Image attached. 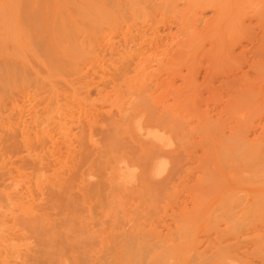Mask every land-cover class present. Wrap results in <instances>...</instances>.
<instances>
[{"label": "rangeland", "instance_id": "obj_1", "mask_svg": "<svg viewBox=\"0 0 264 264\" xmlns=\"http://www.w3.org/2000/svg\"><path fill=\"white\" fill-rule=\"evenodd\" d=\"M232 1L206 33L189 0H0V264H264V0Z\"/></svg>", "mask_w": 264, "mask_h": 264}, {"label": "bare ground", "instance_id": "obj_2", "mask_svg": "<svg viewBox=\"0 0 264 264\" xmlns=\"http://www.w3.org/2000/svg\"><path fill=\"white\" fill-rule=\"evenodd\" d=\"M168 1H169V0H168ZM189 1H190V3H188V4L190 5V7H194L195 10L198 9L199 7H200L201 9H202V8H203V9H207V8L209 9V8H210V11H211V9H213L214 12L217 14V15H215L216 17L214 16V17L216 18V20H213L214 17H212L213 19H212L211 21H213V22L209 21V22L205 23V26H206L207 30L205 29L206 31L204 30V31H202V32H206V33H209L208 30H210V31H211V30H217V32H218L219 30L217 29V27H219V26L222 24V22H223L222 20H223L224 13H227V14H228L229 11L226 12V10H230V8L232 7V6L230 5V3H231L230 1H232V0L229 1L230 3L227 2L226 4H225L226 0H225V2H224V0H221L223 3H221L220 0H189ZM218 1H219V2H218ZM233 1H235V0H233ZM233 1H232V2H233ZM140 3H141V2H140ZM171 3H172V2H171ZM178 3H179V1H178ZM247 3H248V2H247ZM222 4H224L227 8H226L224 5H222ZM228 4H229V8H228ZM231 4L233 5L234 3H231ZM241 4H242V3H241ZM171 5H172V4H171ZM173 5H174V4H173ZM181 5H182V4H181ZM235 5H236V4H235ZM223 6H224V7H223ZM179 7H181V6H179ZM185 7H186V6H185ZM175 8H176V7H175ZM188 8H189V6H188ZM225 8H226V10H225ZM171 9H172V8H171ZM177 9H178V8H177ZM257 9H259V8H257ZM114 10H115V9H114ZM173 10H174V9H173ZM182 10H184V8H183ZM190 10H191V8H190ZM193 10H194V9H193ZM180 11H181V10H180ZM199 11H200V10H199ZM199 11H198V12H199ZM203 11H204V10H203ZM171 12H172V11H171ZM174 12H175V11H174ZM183 12H184V11H183ZM192 12H193V11H192ZM196 12H197V11H196ZM198 12H197V13H198ZM212 12H213V11H212ZM246 12H247V11H246ZM10 13H11V12H10ZM175 13H176V12H175ZM181 13H182V11H181ZM184 13L186 14L187 12H184ZM200 13H201V12H200ZM202 13H203V12H202ZM254 13H255V12H254ZM256 13H257V12H256ZM162 14H163V12H162ZM165 14H166V13H165ZM177 14H178V13H177ZM188 14H189V13H188ZM190 14H191V13H190ZM190 14H189V15H190ZM192 14H193V13H192ZM198 14H199V13H198ZM227 14H225V16H224V21L227 19ZM262 14H263V13H262ZM179 15H180V17H182L181 14H179ZM183 15H184V14H183ZM186 15H187V14H186ZM201 15H202V14H201ZM167 16H168V14H167ZM173 16H174V15H173ZM177 16H178V15H177ZM177 16H176V17H177ZM191 16H192V15H191ZM191 16H190V17H191ZM203 16H204V15H203ZM2 17H4V16H2ZM186 17H188V16H186ZM190 17H189V18H190ZM225 17H226V18H225ZM174 18H175V17H174ZM183 18H184V17H183ZM251 18H252V17H251ZM262 18H263V17H262ZM181 19H182V18H181ZM186 19H187V18H186ZM199 19H200V18H198V20H199ZM196 20H197V19H196ZM198 20H197V21H198ZM209 20H210V19H209ZM66 21H67V20H66ZM161 21H162V20H161ZM179 21H180V20H179ZM181 21H182V20H181ZM187 21H188V20H187ZM194 21H195V20H194ZM197 21H196V22H197ZM204 21H205V20H204ZM244 21H245V20H244ZM153 22H154V21H153ZM162 22H163V21H162ZM198 22H199V21H198ZM200 22H201V21H200ZM263 22H264V21H263ZM13 23H14V22H13ZM70 23H71V22H70ZM156 23H157V22H156ZM156 23H154V24H156ZM185 23H186V20H185V22H184V25H185ZM261 23H262V22H261ZM1 24H2V23H1ZM191 24H192V22H191ZM203 24H204V23H203ZM203 24H201V25H203ZM262 24H263V23H262ZM58 25H59V24H58ZM194 25H195V24H194ZM236 25H237V24H236ZM66 26H68V25H66ZM179 26H180V25H179ZM191 26H192V25H191ZM225 26H227V25H225ZM73 27H74V26H73ZM195 27H196V26H195ZM238 27H239V26H238ZM182 28L184 29V27H181V29H182ZM240 28H241V27H240ZM60 29H61V28H60ZM67 29H68V28H67ZM154 29H155V28H154ZM192 29H193V30H192L193 35H192V34H191V35H192V37L194 38V35H195V34L197 35V33H198V31H197L198 28L196 29V28L192 27ZM221 29H222V28H221ZM234 29L236 30L237 27H234ZM243 29H244V28H243ZM50 30H51V29H50ZM185 30H186V29H185ZM185 30H183V31H185ZM188 30H189V29H188ZM198 30H199V29H198ZM200 30H201V29H200ZM200 30H199V31H200ZM51 31H52V30H51ZM67 31L69 32V30H67ZM180 31H181V30H180ZM183 31H182V34H183ZM64 32H65V31H64ZM185 32H186V31H185ZM190 32H191V31H190ZM194 32H197V33L194 34ZM69 33H70V32H69ZM71 33H72V32H71ZM176 33H177V32H176ZM188 33H189V32H188ZM199 33H200V32H199ZM215 33H216V32H215ZM235 33H236V32H235ZM184 34H185V33H184ZM184 34H183V35H184ZM238 34H239V33H238ZM238 34H237V35H238ZM176 35H177V34H176ZM196 35H195V37H196ZM198 35H199V34H198ZM198 35H197V37H199ZM204 35H205V34H204ZM208 35H209V34H208ZM220 35H221V33H220ZM228 35H229V34H228ZM61 36H62V35H61ZM186 36H187V35H186ZM186 36H185V38H187ZM188 36H189V35H188ZM217 36H218V35H217ZM183 37H184V36H183ZM192 37H191V39H193ZM197 37H196V38H197ZM207 37H208V36H207ZM12 38H13V37H12ZM211 38H212V37H211ZM211 38H210V39H211ZM213 38H214V37H213ZM215 38H216V37H215ZM141 39H142V38H141ZM187 39H188V38H187ZM228 39H229V38H228ZM14 40H15V39H14ZM64 40H65V39H64ZM174 40H175V37H174ZM180 40H181V39H180ZM189 40H190V39H189ZM195 40H196V39H195ZM197 40H198V39H197ZM193 41H194V40H193ZM193 41H192V42H193ZM206 41H207V40H206ZM216 41H217V40H216ZM216 41H213V43L215 44ZM3 42H4V41H3ZM201 42H202V41H201ZM176 43H177V42H176ZM180 43H181V42H180ZM182 43H183V44H181V45H184V44H185L184 41H183ZM186 43H188V42H186ZM190 43H191V42H190ZM197 43H198V42H197ZM197 43H196V44H197ZM178 44H179V41H178ZM191 44H192V43H191ZM227 44H228V43H227ZM227 44H226V45H227ZM17 45H18V42H17ZM19 45H20V44H19ZM186 45H187V44H186ZM189 45H190V44H189ZM197 45H198V44H197ZM197 45H196V46H197ZM199 45H200V44H199ZM211 45H212V44H211ZM178 46L180 47V45H178ZM184 46H185V45H184ZM187 47H188V46H187ZM176 48H177V47H176ZM180 48H181V47H180ZM185 48H186V47H185ZM185 48H184V49H185ZM195 48H197V47H195ZM202 48H203V47H202ZM190 49H191V45H190ZM193 49H194V46H193ZM193 49H192V50H193ZM197 49H198V48H197ZM181 50H182V49H181ZM181 50H180V51H181ZM170 51H171V50H170ZM183 51H185V50H183ZM209 51H210V50H209ZM226 51H227V50H226ZM80 52H81V51H80ZM15 53H16V52H15ZM170 53H171V52H170ZM181 53H182V52H181ZM26 55H27V54H26ZM173 55L176 56L175 54H173ZM184 55H185V53H184ZM127 56H128V55H127ZM151 57H152V56H151ZM158 57H159V56H158ZM166 57H167V56H166ZM39 58H40V57H39ZM146 58H147V57H146ZM152 58H153V57H152ZM173 58H174V57H173ZM184 58H185V57H184ZM184 58H183V59H184ZM7 59H8V58H7ZM7 59H6V60H7ZM41 59H42V58H41ZM162 59H163V57H162ZM165 59H166V58H165ZM171 59H172V58H171ZM176 59H177V58H176ZM199 59H200V58H199ZM130 60H131V59H130ZM133 60H134V59H133ZM137 60H138V59H137ZM158 60H159V59H158ZM173 60H175V58H174ZM177 60H180V59H177ZM177 60H176V61H177ZM126 61H127V60H126ZM146 61H147V60H146ZM161 61H163V60H161ZM26 62H27V61H26ZM52 62H53V61H52ZM129 62H130V61H129ZM144 62H145V61H144ZM163 62H164V61H163ZM178 62H179V61H178ZM180 62H181V61H180ZM146 63H147V62H146ZM146 63H145V64H146ZM151 63H152V62H151ZM155 64H156V62H155ZM157 64H158V62H157ZM160 64H161V62H160ZM160 64H159L160 68L163 67V66H162L163 64H162V65H160ZM164 64H165V63H164ZM168 64H169V63H168ZM172 64H174V63H172ZM52 65H53V64H52ZM131 65H132V64H131ZM142 65H143V64H142ZM142 65H141V68H142ZM152 65H153V64H152ZM169 65H170V64H169ZM144 66H145V65H144ZM157 66H158V65H157ZM159 66H158V67H159ZM167 66H168V65H167ZM185 66H186V65H185ZM9 67H10V66H9ZM58 67H59V66H58ZM164 67H166V66H164ZM175 67H176V66H175ZM177 67H179V66H177ZM139 68H140V67H139ZM139 68H138V71H139ZM144 68H145V67H144ZM167 68H168V67H167ZM142 69H143V68H142ZM142 69H140V72L142 71V73H144V72H145V71H144L145 69H143V70H142ZM179 69L181 70V68H179ZM55 70H56V69H55ZM146 70H147V69H146ZM180 70H179V71H180ZM17 71H18V70H17ZM56 71H57V70H56ZM160 71H162V70H159L158 72H160ZM4 72H5V71H4ZM28 72H29V71H28ZM104 72H105V71H104ZM140 72H139V73H140ZM155 72H156V71H155ZM136 73H137V72H136ZM145 73H147V72H145ZM149 73H150V72H149ZM132 74H133V72H132ZM137 74H138V73H137ZM147 74H148V73H147ZM147 74H146V75H147ZM162 74H163V73H162ZM138 75H139V74H138ZM138 75H137V76H138ZM146 75H145L144 77H139V78H138V77H137V78L135 77L136 79L134 80V81H136V82H134V83H137V81H138V83L135 84V86L138 85V86H139V87L137 86V87H138V90L141 91V92H144V91H146V89H147V84H148L147 81H148V80H147V78H146ZM57 76H58V75H57ZM147 76H148V75H147ZM150 76H151V75H150ZM158 76H160V74H159ZM176 76H177V75H176ZM36 77H37V76H36ZM153 77H154V76H153ZM179 77H180V76H179ZM61 78H62V77H61ZM151 78H152V76H151ZM155 78H156V76H155ZM164 78H165V77H164ZM116 79H117V78H116ZM121 79H122V78H121ZM121 79H120V80H121ZM133 79H134V78H133ZM180 79H181V78H180ZM193 79H194V78H193ZM43 80H44V79H43ZM125 80H126V79H125ZM176 80H177V78H176ZM157 81H159V80H157ZM160 81H161V80H160ZM167 81H168V80H167ZM189 81H190V80H189ZM119 82H120V81H119ZM119 82H118V83H119ZM122 82H123V81H122ZM124 82H125V81H124ZM131 82H132V81H131ZM168 82H169V81H168ZM187 82H188V81H186V83H187ZM192 82H193V81H192ZM150 83H151V82H150ZM250 83H251V82H250ZM123 84H124V83H123ZM126 84H127V82H126ZM127 85H128V84H127ZM127 85H125V86H127ZM170 85L172 86V84H170ZM184 85H185V84H184ZM157 86H158V85H157ZM164 86H165V85H164ZM173 86H174V85H173ZM175 86H176V85H175ZM192 86H193V85H192ZM137 87H135V88L137 89ZM166 87H167V86H166ZM184 87H186V86H184ZM187 87H190V86L187 85ZM187 87H186V89H187ZM135 88H134V90H135ZM152 88H153V86H152ZM154 88H155V87H154ZM172 88H173V87H172ZM190 88H191V87H190ZM157 89H158V87H157ZM165 89H166V88H165ZM191 89H192V88H191ZM138 90H137V91H138ZM187 90H189V88H188ZM257 90H258V89H257ZM137 91L135 90V92H137ZM153 91H154V90H153ZM165 91H167V90H165ZM172 91H173V90H172ZM174 91H175V90H174ZM178 91H179V90H178ZM183 91H185V90H183ZM194 91H195V90H194ZM110 94H111V93H110ZM189 94H190V93H189ZM111 95H112V94H111ZM153 95H154V94H153ZM159 95H160V94H159ZM164 95H165V94H164ZM116 96H117V95H116ZM133 96H134V94H133ZM162 96H163V94H162ZM190 96H191V95H190ZM104 97H105V96H104ZM114 97H115V96H114ZM120 97H121V96H120ZM135 97H136V96H135ZM135 97H134V98H135ZM152 97H153V96H152ZM154 97H155V96H154ZM78 98H79V97H78ZM80 98H81V97H80ZM99 98H100V97H99ZM109 98H110V97H109ZM111 98H112V97H111ZM130 98H131V97H130ZM95 99H96V98H95ZM100 99H101V98H100ZM119 99H120V98H119ZM122 99H123V98H122ZM101 100H102V99H101ZM112 100H113V99H112ZM115 100H116V98H115ZM115 100H114V101H115ZM151 100H153V99H151ZM83 101H84V100H83ZM132 101H133V100H132ZM136 101H137V100H136ZM89 102H90V101H89ZM100 102H101V101H100ZM100 102H99V103H100ZM108 102H109V101H108ZM108 102H107V103H108ZM110 102H111V100H110ZM122 102H123V101H122ZM122 102H121V103H122ZM162 102H163V101H162ZM93 103H94V102H93ZM150 103H152V101H151ZM30 104H31V103H30ZM111 104H112V103H111ZM154 104H155V103H154ZM158 104H159V103H158ZM175 104H176V103H175ZM175 104H174V105H175ZM103 105H104V104H103ZM107 105H110V104H107ZM116 105H117V104H116ZM137 105H138V102H137ZM146 105H147V104H146ZM146 105H145V106H146ZM172 105H173V104H172ZM182 105H183V104H182ZM51 106H52V105H51ZM121 106H122V105H121ZM152 106H153V105H152ZM169 106H170V105H169ZM180 106H181V105H180ZM109 107H110V106H109ZM115 107H116V106H115ZM148 107H150V106H148ZM148 107H147V108H148ZM155 107H156V105H155ZM56 108H57V107H56ZM111 108H112V106H111ZM127 108H128V107H127ZM138 108H140V107H138ZM180 108H181V107H180ZM142 109H143V108H142ZM144 109H146V108H144ZM148 109H149V108H148ZM164 109H165V108H164ZM174 109H176V108H174ZM138 110H139V109H138ZM140 110H141V109H140ZM184 110H185V109H184ZM119 111H120V110H119ZM165 111H166V110H165ZM136 112L138 113V111H136ZM184 113H185V111H184ZM184 113H183V114H184ZM64 114H65V113H64ZM175 114H176V113H175ZM127 115H128V114H127ZM141 116H142V115H141ZM143 116H144V115H143ZM127 117H128V116H127ZM124 118H125V117H124ZM129 118H132V117H129ZM133 118H134V117H133ZM175 119H176V118H175ZM57 120H58V119H57ZM130 121H131V120H130ZM143 122H144V121H143ZM145 122H146V121H145ZM145 122H144V123H145ZM129 123H130V122H129ZM129 123H128V124H129ZM59 124H60V123H59ZM145 124H146V123H145ZM147 124H148V123H147ZM147 124H146V125H147ZM60 125H61V124H60ZM137 125H138V124H137ZM129 126H130V125H129ZM149 127H150V126H149ZM61 128H62V127H61ZM203 128H205V127L203 126ZM68 129L70 130V128H68ZM11 130H12V129H11ZM69 130H68V131H69ZM138 130H139V129H138ZM147 130H148V128H147ZM147 130H146V132H147ZM150 130H151V129H150ZM150 130H149V131H150ZM164 130H165V129H164ZM140 131H142V130H140ZM151 132H152V130H151L150 133H148V134H149V135H150V136H151L156 142H158L159 144L161 143L162 145H165V143L167 142V140H166L164 137H160L157 133H154V132L151 133ZM161 132H163V131H161ZM16 133H17V132H16ZM163 133H164V132H163ZM168 133H169V132H168ZM69 134H70V133H69ZM148 134H147V135H148ZM62 135H63V134H62ZM11 136H12V135H11ZM69 136H70V135H69ZM164 136H165V135H164ZM167 136H168V135H167ZM63 137H64V136H63ZM67 137H68V136H67ZM43 138H44V137H43ZM12 139H13V138H12ZM90 139H91V138H90ZM8 140H9V139H8ZM217 141H218V140H217ZM65 143H66V142H65ZM69 143H70V142H69ZM38 144H39V143H38ZM201 144H203V143H201ZM212 144H213V143H212ZM35 145H36V144H35ZM45 145H46V144H45ZM67 145H68V144H67ZM113 145H114V144H113ZM69 146H70V145H69ZM210 146H211V145H210ZM9 147H10V146H9ZM70 148H71V147H70ZM204 148H205V147H204ZM206 148H207V147H206ZM262 148H263V147H262ZM163 149H164V148H163ZM210 149H212V148H210ZM12 151H13V150H12ZM66 151H67V150H66ZM206 151H207V149H206ZM46 152H47V151H46ZM115 152H116V151H115ZM208 152H209V151H207V153H208ZM211 152H212V150H211ZM261 152H263V151H261ZM207 153H206V154H207ZM243 153H244V152H243ZM54 154H56V153H54ZM66 154H69V153L67 152ZM45 155H46V154H45ZM207 155H208V154H207ZM211 155H213V154H211ZM71 156H72V154H71ZM71 156H69V157H71ZM106 157H107V155H106ZM59 158H60V157H59ZM63 158H64V157H63ZM132 158H133V157H132ZM132 158H131V159H132ZM213 158H214V157H213ZM68 159H69V158H68ZM165 159H166V158H165ZM261 159H263V158H261ZM64 160H65V159H64ZM154 160H155V159H154ZM59 161H61V159H59ZM117 161H118V160H117ZM161 161H162V160H161ZM110 162H111V161H110ZM120 162H121V161H120ZM142 162H143V161H142ZM158 162H159V160H158ZM163 162H164V161H163ZM61 163H62V162H61ZM201 163H202V162H201ZM64 164H65V163H64ZM64 164H63V165H64ZM102 164H104V162H103ZM110 164H112V163H110ZM162 164H163V163H162ZM166 164H167V160H166ZM166 164H165V166H166ZM212 164H213V162H212ZM117 165H118V164H117ZM122 165H123V164H122ZM158 165H159V164H158ZM64 166H65V165H64ZM100 166H101V163H100ZM100 166H99V168H100ZM120 166H121V165H120ZM123 166H124V165H123ZM167 166H168V164H167ZM167 166H166V167H167ZM140 167H141V166H140ZM153 167H154V166H153ZM125 169H126V166H125ZM130 169H131V168H129V169L127 168L125 171L128 170V172H129ZM134 169H135V168H134ZM162 169H163V166H157V167H155L154 173H157V174L159 173V175H160V172L163 171ZM207 169H208V168H207ZM214 169H215V168H214ZM103 170H104V169H102V171H103ZM62 171H63V170H62ZM111 171H112V170H111ZM152 171H153V170H152ZM227 171H228V170H227ZM249 171H250V170H249ZM46 172H47V171H46ZM122 172H123V171H122ZM142 172H144V171H142ZM205 172H206V171H205ZM210 172H211V171H210ZM224 172H225V171H224ZM229 172H230V169H229ZM237 172H238V171H237ZM237 172H236V173H237ZM243 172H244V171H243ZM245 172H246V171H245ZM57 173H58V172H57ZM119 173H120V172H119ZM129 173H131V172H129ZM226 173H227V172H226ZM58 174H59V173H58ZM135 174H136V173H134V175H135ZM141 174H142V173H141ZM143 174H144V173H143ZM146 174H147V173H146ZM146 174H145V176H146ZM91 175H92V174H91ZM120 175H121V174H120ZM147 175H148V174H147ZM243 175H246V174H243ZM247 175H248V174H247ZM152 176H153V175H152ZM155 176H156V174H155ZM205 176H206V175H205ZM55 177H56V176H55ZM63 177H64V176H63ZM133 177H134V176H133ZM148 177H149V176H148ZM254 177H255V176H254ZM254 177H253L252 179H254V181H256L257 177H256V179H255ZM47 178H48V176H47ZM134 178H135V177H134ZM127 179L129 180L130 177H128ZM153 179H154V178H153ZM204 179L207 181L206 178H204ZM204 179H203V180H204ZM56 180H57V179H56ZM60 180H61V177H60ZM87 180H89V179H87ZM133 180H134V179H133ZM141 180H142V179H141ZM144 180H145V179H144ZM208 180L210 181V179H208ZM6 181H7V180H6ZM62 181H63V180H62ZM65 182H66V181H65ZM202 182L204 183V181H202ZM260 182H261V181H260ZM63 183H64V182H63ZM253 183H254V182H253ZM14 184H15V183H14ZM57 184H58V182H57ZM60 184H61V182H60ZM92 184H93V183H92ZM94 184H95V183H94ZM94 184H93V185H94ZM197 184H198V183H197ZM254 184H255V183H254ZM254 184H253V185H254ZM261 184H262V183H261ZM0 185H1V184H0ZM37 185H38V184H37ZM40 185H41V184H40ZM96 185H97V184H96ZM96 185H95V186H96ZM1 186H2V185H1ZM16 186H17V185H16ZM57 186H58V185H57ZM208 186H209V185H208ZM63 187H64V186H63ZM92 188H93V186H92ZM101 188H102V187H101ZM208 188H209V187H208ZM259 188H260V187H259ZM90 189H91V188H90ZM5 190H6V189H5ZM93 190H94V189H93ZM150 190H151V189H150ZM200 190H201V188H200ZM100 191H101V189H100ZM148 191H149V190H148ZM151 191H152V190H151ZM1 192H2V191H1ZM101 193H102V192H101ZM144 193H145V192H144ZM153 194H154V192H153ZM205 195H206V193H205ZM3 196H4V195H3ZM3 196H2V197H3ZM5 196H6V195H5ZM258 196H259V195H258ZM107 197H108V196H107ZM256 197H257V196H256ZM257 198H258V197H257ZM0 200H1V199H0ZM4 200H5V199H4ZM204 200H205V199H204ZM255 200H256V199H255ZM5 201H6V200H5ZM199 201H200V200H199ZM9 202H10V200H9ZM16 204H17V203H16ZM18 204H19V203H18ZM22 204H23V203H22ZM26 204H27V203H26ZM201 204H202V203H201ZM13 205H14V204H13ZM116 205H117V203H116ZM20 206H21V205H20ZM0 207H1V206H0ZM21 207H22V206H21ZM194 207H195V206H194ZM202 208H203V207H202ZM199 209H200V208H199ZM1 211H2V210H1ZM120 211H121V210H120ZM1 213H2V212H1ZM1 213H0V215H1ZM224 213H225V212H224ZM226 214H227V213H226ZM221 216H222V215H221ZM119 217H120V216H119ZM186 217H187V216H186ZM182 218H184V217H182ZM184 219H185V218H184ZM221 219H222V218H221ZM224 219H225V217H224ZM230 219H232V218H230ZM219 222H220V221H219ZM236 222H237V221H236ZM2 226H3V225H2ZM15 228H16V227H15ZM0 230H2V227L0 228ZM5 230H7V229H5ZM183 230H184V229H183ZM3 232H4V231H3ZM5 232H6V231H5ZM5 232H4L3 234H5ZM187 236H188V235H187ZM1 237H3V235H2V236L0 235V238H1ZM3 238H5V237H3ZM3 238H1V239H3ZM185 238H186V237H185ZM5 239H6V238H5ZM186 239H187V238H186ZM132 240H133V239H132ZM1 241H2V240H1ZM1 241H0V242H1ZM117 241H118V240H117ZM2 242H3V241H2ZM4 242H5V240H4ZM4 242L2 243V245L4 244ZM115 243H116V242H115ZM131 243H132V242H131ZM183 243H184V242H183ZM14 244H15V243H14ZM14 244H13V246H14ZM0 245H1V244H0ZM9 245H10V244H9ZM16 245L18 246V244H16ZM16 245H15V247H17ZM6 246H7V245H6ZM11 246H12V244H11ZM23 246H24V245H23ZM116 246H117V245H116ZM129 246H130V245H129ZM129 246H128V248H129ZM1 247H2V246H1ZM117 247H119V246H117ZM9 248H10V247H9ZM12 249H13V247H12ZM7 251H8V250H7ZM119 251H120V249H119ZM16 252L18 253V251H16ZM127 252H128V251H127ZM14 253H15V252L13 251V254H14ZM9 254H10V253H9ZM15 254H16V253H15ZM9 256H10V255H9ZM15 256H16V255H15ZM13 258H14V256H13ZM13 258H12V259H13ZM17 258H18V257H17Z\"/></svg>", "mask_w": 264, "mask_h": 264}]
</instances>
